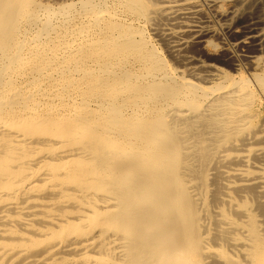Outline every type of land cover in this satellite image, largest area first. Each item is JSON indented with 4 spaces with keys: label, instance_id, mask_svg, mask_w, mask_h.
I'll return each mask as SVG.
<instances>
[{
    "label": "bare ground",
    "instance_id": "1",
    "mask_svg": "<svg viewBox=\"0 0 264 264\" xmlns=\"http://www.w3.org/2000/svg\"><path fill=\"white\" fill-rule=\"evenodd\" d=\"M0 264H264V0H0Z\"/></svg>",
    "mask_w": 264,
    "mask_h": 264
},
{
    "label": "rangeland",
    "instance_id": "2",
    "mask_svg": "<svg viewBox=\"0 0 264 264\" xmlns=\"http://www.w3.org/2000/svg\"><path fill=\"white\" fill-rule=\"evenodd\" d=\"M223 22L222 21H217L215 24H213V26L215 27L216 30L220 31V28L223 27L224 24H222ZM153 40H154V43L156 44V46L160 49L161 53L163 54V56L169 61L167 55H166V51L164 49V47L162 46V44H160L159 41H157L154 37H152ZM215 40H213V39ZM226 38V41H227V37ZM211 39L214 41V42H218L217 38H214V37H211ZM228 41L231 42V40L228 39ZM216 60H212L211 63H213L214 65H216L217 67L221 68L222 70L224 71H229V68L228 67H225V65H221L220 62L216 61ZM170 62V61H169ZM171 63V62H170ZM220 63V64H219Z\"/></svg>",
    "mask_w": 264,
    "mask_h": 264
}]
</instances>
